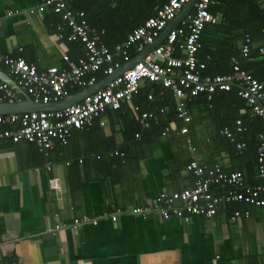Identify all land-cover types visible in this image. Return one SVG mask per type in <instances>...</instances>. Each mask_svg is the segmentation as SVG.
Listing matches in <instances>:
<instances>
[{
	"label": "crops",
	"instance_id": "1",
	"mask_svg": "<svg viewBox=\"0 0 264 264\" xmlns=\"http://www.w3.org/2000/svg\"><path fill=\"white\" fill-rule=\"evenodd\" d=\"M39 2L0 0V52L39 71L66 67L63 55L68 62L81 55L73 59L70 43L56 38L58 22L50 10L30 13ZM7 11L16 13L6 16ZM219 116L192 113L187 128L194 153L166 132L154 143L127 147L128 161L117 169L96 162L99 155L111 159L123 142L120 120L107 115L101 116L104 126L96 122L87 132H72L66 146L54 143L47 158L32 144L0 140V264H264V208H248L247 217L235 220L221 207L211 218L186 223L128 213L110 220L114 208L128 212L150 205L161 192L190 187L185 171L190 159L204 165L218 161L223 169L244 166L212 150V120L232 124L226 109ZM251 174L248 182L257 183ZM82 216L95 223L73 232L72 221Z\"/></svg>",
	"mask_w": 264,
	"mask_h": 264
},
{
	"label": "built area",
	"instance_id": "2",
	"mask_svg": "<svg viewBox=\"0 0 264 264\" xmlns=\"http://www.w3.org/2000/svg\"><path fill=\"white\" fill-rule=\"evenodd\" d=\"M73 0H40L39 4L30 13H42L48 9L59 16L56 25V38L67 43H78L82 46L83 54L74 62H68L66 55L62 56L66 67H51L37 70L34 64L25 62L21 57H11L0 52V65L6 70L18 90L22 91L31 102L47 105L57 103L75 94L71 90L81 91L93 86L106 76L127 64L148 45L154 43L168 23L188 3L189 0H167L142 24L135 27L126 38L112 49L103 42L104 31L88 24L84 12L70 8ZM211 0H194L192 13L185 20L169 30L164 38L150 52L129 67L121 74L109 81L102 89L87 95L78 103L67 108L51 111H29L17 115L0 116V140L11 143L25 142L35 146L37 151L45 158L54 143L66 146L74 131L87 132L92 124L97 121L100 127L104 126L102 115L105 111H116L128 108L133 113L139 112V107L131 102L142 82H149L171 91L175 100V114L177 134L187 132L186 124L189 122L188 113L184 107L187 98L197 94H205L209 100L215 91H229L236 85V95L243 100L253 117L260 118L264 124V86L251 75L239 69L235 60H231V72L223 75L200 77L198 71L203 69L195 58L199 49L198 40L206 24L214 23V18L209 14L208 7ZM16 11H7L6 16L15 14ZM178 41L177 48L182 54L172 57L173 45ZM249 38L244 37L240 48L241 55L248 54ZM136 46L135 56L129 59L128 48ZM264 52V48L260 49ZM161 58V62L157 60ZM123 64L121 65V61ZM101 73L103 78L97 79ZM77 92V93H78ZM22 97V99H20ZM23 100L7 83L0 81V103H15ZM151 100V96H147ZM139 124L142 128L148 127V121L154 120L151 113H139ZM244 127L239 119L234 121V132L224 127L220 135L230 142L234 141L233 135L244 132ZM167 129L161 132L163 137ZM138 137L137 134L134 136ZM256 169L257 183H246L239 171H224L221 163L213 162L206 167L196 159L185 165V171L192 175L190 187L178 192H161L150 205L136 206L124 212L114 208L109 215L111 221L117 216L130 214L134 216L155 215L159 219H176L188 222L192 217L211 218L219 207L229 204L248 205L256 208L264 207V134L257 136ZM186 144L191 152L194 148ZM243 143H235L234 148L240 152ZM113 155L122 157L117 151ZM46 170L50 169L48 163ZM51 188L57 189L56 180L48 181ZM241 215L248 216V212L234 210L231 220L238 219ZM92 222L86 216L74 219L70 228H76ZM55 227L54 230H57Z\"/></svg>",
	"mask_w": 264,
	"mask_h": 264
},
{
	"label": "trees",
	"instance_id": "3",
	"mask_svg": "<svg viewBox=\"0 0 264 264\" xmlns=\"http://www.w3.org/2000/svg\"><path fill=\"white\" fill-rule=\"evenodd\" d=\"M211 1L208 12L215 21L204 26L198 40L199 49L195 54L197 62L203 65V69L198 71L199 76L228 74L231 72V60L233 59L240 70L251 75L264 86V52H260V49L264 48V0ZM165 2L167 0H73L70 8L83 11L90 26L102 29L104 31L103 42L109 49H112L115 44L121 43L135 27L142 24L147 18L153 17L155 11ZM51 16L53 22L59 23L58 15L52 14ZM245 36L249 38L250 42L248 54L243 57L240 48ZM177 46L178 41L173 45L172 57L182 55ZM68 49L73 51V54H70V56L74 55L73 59L77 55L83 54L82 46L78 43H70ZM135 49L136 46L128 48L129 59L135 56ZM26 62L30 63L29 61ZM120 64L122 65L123 62L121 61ZM0 68L3 69L1 65ZM96 76L99 80L103 78L101 73ZM236 91L237 88L234 85L227 92L215 91L209 100L206 99L205 94H197L194 97L187 98L184 102V107L189 116V122L186 124L187 132L177 134L173 128H170V124H176L175 128H177L175 100L171 91L145 82L143 87H139L137 94L131 100L133 104L139 107L138 113L123 108L116 111L107 110L103 114L107 115L111 121L120 120L121 122L123 142L117 152L122 153L123 156L113 155L112 152L111 159L101 158V155H99V160L96 162H102L105 167L117 169L128 161L127 147L134 146L138 149L144 141L154 143L164 129H167V133H171L186 151L189 150L186 144V141H188L189 145L194 148L192 152L194 153L195 147L189 138L187 128L191 122L192 113L194 111L201 115L207 113L221 118L219 115H223L226 109L227 115L231 114L232 124L224 122L223 119H220L221 121L212 120L215 128L209 141L214 147L212 149L214 153L224 152L230 159L241 161L244 164L241 167L239 163H236L229 169L223 170L239 171L244 181L249 183L248 179L252 175V171L255 172L256 169L257 136L260 133L264 134V124L260 118L251 115L245 102L237 97ZM77 92L78 90L74 89L70 93L75 94ZM148 95L151 96V100H147ZM142 111L149 112L154 117V120L148 121L147 128H142L138 122V115ZM236 119L241 121L245 130L240 134L235 133L233 135L234 141L230 142L220 135V131L222 128L227 127L234 132V121ZM135 134L138 135L137 138L134 137ZM235 143L244 144L240 152L235 150ZM83 160H85L84 157ZM83 160L80 163H83ZM71 165L73 164L71 163ZM205 166L209 167L211 164ZM251 207L229 204L221 208H223L225 215L231 216L234 210L244 212Z\"/></svg>",
	"mask_w": 264,
	"mask_h": 264
},
{
	"label": "water",
	"instance_id": "4",
	"mask_svg": "<svg viewBox=\"0 0 264 264\" xmlns=\"http://www.w3.org/2000/svg\"><path fill=\"white\" fill-rule=\"evenodd\" d=\"M194 0H189L188 3H186L183 8L174 16V18L168 23L167 27L163 30L159 38L152 44L148 45L143 51H141L137 56H135L132 60H130L127 64L123 65L121 68L116 70L114 73H112L109 76H106L102 80H100L98 83L94 84L91 87H88L86 89H83L76 93L73 96H70L69 98L63 99L57 103H51L47 105H41V104H35L30 101V99L27 96H24L22 94V91L18 90V88L15 86L14 81L7 76L3 71L0 70V81L7 83L10 87L14 89L18 94L23 96V100L20 102L15 103H0V116H7V115H17L24 112L29 111H38V110H44V111H53V110H60L67 108L71 105H74L78 103L80 100H82L87 95L92 94L93 92H96L100 89H102L109 81L113 80L116 76L121 74L123 71L128 69L129 67L133 66L136 62L142 60V58L147 54V52H150L161 40L164 38L165 34L180 24L182 20L186 18V16L190 13L192 6H193ZM158 61L161 62V58H157Z\"/></svg>",
	"mask_w": 264,
	"mask_h": 264
}]
</instances>
